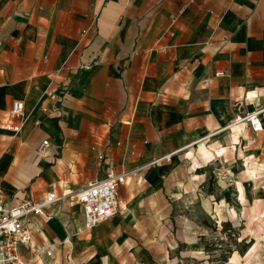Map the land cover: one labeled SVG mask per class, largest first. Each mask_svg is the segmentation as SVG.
<instances>
[{
	"label": "crops",
	"instance_id": "0c3cea01",
	"mask_svg": "<svg viewBox=\"0 0 264 264\" xmlns=\"http://www.w3.org/2000/svg\"><path fill=\"white\" fill-rule=\"evenodd\" d=\"M66 86L55 112L47 93ZM254 88L258 99L243 102ZM15 100L25 105L19 133L4 128ZM258 105L264 0H0L8 197L75 193L103 178L98 153L132 171L118 191L122 211L92 229L73 195L48 209L51 219L36 216L34 242L53 254L32 264H194L201 250L217 251V236L224 248L231 228L229 261L252 252L264 240V131L227 126Z\"/></svg>",
	"mask_w": 264,
	"mask_h": 264
},
{
	"label": "built area",
	"instance_id": "2783aa9c",
	"mask_svg": "<svg viewBox=\"0 0 264 264\" xmlns=\"http://www.w3.org/2000/svg\"><path fill=\"white\" fill-rule=\"evenodd\" d=\"M87 31H84L85 34ZM95 63L92 59L83 67L89 69ZM224 71H218L216 75H223ZM70 94V86H66L61 92L48 91L47 99L49 102H56L55 112H61L57 103ZM259 97V89H249L243 95V102L254 101ZM50 107H43L45 113L50 112ZM264 106H256L252 111H238L233 121L227 127H237L244 125L250 128L254 133L264 131L263 121ZM25 105L21 100H15L8 112L9 121L4 128L14 133H19L25 123ZM36 121V124H39ZM52 143L49 138L45 139L39 153L47 157L50 153ZM93 150L96 147L92 148ZM98 159L103 161L104 176L98 180H90L84 186L80 187L75 193L71 190H65L58 194L55 190L48 191L40 199L29 197H19L14 194L8 197L0 186V264H32L34 259L42 253L52 256V248H40L34 242L32 230L33 219L42 215L51 219L55 213L48 209L63 201L72 195L81 204L84 214L85 229L104 223L114 216L118 215L124 208L119 200V188L128 181L132 171H117L108 163L107 157L103 153H98ZM26 253H29L28 257Z\"/></svg>",
	"mask_w": 264,
	"mask_h": 264
},
{
	"label": "rangeland",
	"instance_id": "374dc122",
	"mask_svg": "<svg viewBox=\"0 0 264 264\" xmlns=\"http://www.w3.org/2000/svg\"><path fill=\"white\" fill-rule=\"evenodd\" d=\"M238 228V227H237ZM237 229H233L231 228V231L228 234H232L235 233L233 236H227V240L226 244L224 245V248H218V245L221 244V239L220 236L218 237V240L216 239V245L214 247V252H208L207 250H201L203 254L202 255H209V258H205L207 259L204 260L203 258H201V256L194 258V264H221L220 262H217L218 259H220L223 255V251H220V249H227L229 251V253H225V255H227L224 259L225 261H227V264H264V240L261 241L260 245L255 246V249L250 252L249 254H247L246 256H244L243 258H240L239 256H236L231 262L229 261V259L227 258L228 256H230L234 250H236V245H237V239L238 238V234H237ZM243 245V244H242ZM213 247H211V251ZM219 250V251H218ZM244 255V254H242ZM212 261H214L215 263H212Z\"/></svg>",
	"mask_w": 264,
	"mask_h": 264
}]
</instances>
